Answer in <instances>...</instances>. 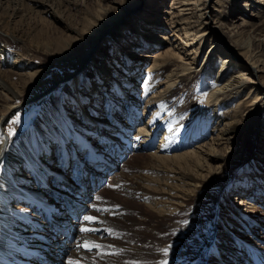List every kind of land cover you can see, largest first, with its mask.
<instances>
[{
    "label": "bare ground",
    "instance_id": "1",
    "mask_svg": "<svg viewBox=\"0 0 264 264\" xmlns=\"http://www.w3.org/2000/svg\"><path fill=\"white\" fill-rule=\"evenodd\" d=\"M57 1L56 0H0V9L3 6V4L6 3L7 6H5V9L9 8L11 10L9 15L11 16V18H13V17H17L18 13H21L22 11L28 12L26 5L32 3V5H30L31 7L34 4L41 7V12L39 11L40 13L48 12L52 14V17L57 21L59 20L62 21L61 14L59 13L57 14L56 12V8L58 7L56 6L58 3ZM154 1L156 2V0ZM154 1H150L149 3L151 5L150 10L155 8ZM173 2H175L176 4L174 3L171 6V8L175 9V12H171V14L173 18L176 13L177 18L172 21V23L174 24H170V27L172 30L182 31L186 40H192L191 43L192 47L194 46L193 45L194 43L198 42L197 40L200 41L202 38L204 40H207V37L210 35L209 41L212 42V39H214V33L218 32L219 34H223V33L225 34V30H227V32L230 30L229 27L225 28L223 27L224 26L223 24H222L223 26L220 23L218 24L217 21L218 16L214 17L215 20L211 21V17H209L207 13L208 12L207 9L210 7L212 10L216 11L214 6L212 5L210 6L206 4L205 6L206 10L204 9L205 11H203L202 13H197L196 16L198 18L194 20L192 17L193 0H174ZM259 2H262L261 5L264 7V0L263 1L259 0ZM48 3L50 4L48 5ZM135 7L136 6H134L131 9L132 12H134ZM109 8H111V6ZM109 8H104L102 13L103 12H104L103 14L109 13L108 10ZM195 10H199V9L195 8ZM132 12L127 10L125 15L123 13L121 14L120 17L117 16L110 25L116 24L117 21H119L120 19L122 21L125 20L127 16H129ZM216 12L219 13V11ZM149 15L151 14L148 13V15L146 16ZM150 17H152L153 19V16ZM0 18H1L0 19V49L2 53L6 55L5 56L6 58H4L5 62L13 59L14 62L18 63V65L26 66L25 67L26 70L32 73L28 77L30 78L34 76H37V78L40 77L45 71L44 70H39L36 72L30 71L28 67L31 66L32 68H37L38 66L34 67V64L29 60V58L25 56V54L19 51L17 47L13 48L10 45V43L13 41L17 43L22 40L23 35L19 34L22 32L21 28H19L20 30H18V27H12V28L8 27V22H6V20L4 21V19L6 18L5 15H2V17ZM152 19L149 20V18L147 17L142 18L140 19V23L139 22L138 23L140 25H142L143 23L144 27L150 26L153 28L155 26L159 28L160 26H158L157 24L156 25L151 24ZM21 20H23V18L22 19L20 18L19 22ZM103 20L104 19H102V21ZM136 23L137 22L134 21V23L132 24L135 33L137 32L136 30L137 28L141 29L140 28L141 26L138 27L135 26L137 25ZM197 26H199V28L196 29L195 33L202 32V34L199 35V39H196L197 36L194 33L189 32L190 29L192 30L193 27H197ZM104 29L101 31H97V37L98 36L101 37L105 34V33L103 34ZM117 36L118 37L121 36V33L120 35ZM170 36L174 37V34L171 32ZM146 38L147 37L145 36L140 37V41L144 42V44L141 45L142 47H145L148 44V42H146ZM168 38L169 37L158 35V37L153 38V41L155 42L151 44L160 45L159 43L162 44L164 43V41L168 42ZM98 39H96L93 42L92 46L86 50V53L80 59L81 64L79 63V66L74 72L71 71L72 74L70 75V77L68 79H61L62 82L65 83L64 84L65 86L63 87V91L60 93H54V90L51 89V91L47 92L46 94H43L47 96L43 100V104H42L43 110L40 112L39 117L36 119V122L32 125V129L23 135L13 137L11 141L6 140L5 138L3 140L1 139V143H0V264H59L61 261L59 257L60 253L63 252L64 248L69 247V245L66 242L62 241L65 240L66 238V237L64 238L63 236L64 232L66 231H69L71 233L68 239H66L69 243H72L76 240L75 248H74L75 251L74 252L72 251L70 253L69 258L67 259V264H70L69 261L79 262V261H83L85 258L91 257V255L88 256L89 254L86 255L87 249L83 247H78V245L83 243V241L85 240L94 241L95 243H98L102 246L100 249H96L100 256L104 251H107L109 249L121 250V248H123V246L122 245L120 246V244L118 243L112 241L110 242L107 239L100 238L102 237L101 236L102 234L104 233L111 234L113 231L116 230L115 228H112V226L109 224V222L106 219L107 216L111 215L112 213L109 214V212L101 211L99 215L105 214V216L104 217L97 216L99 222L89 223L84 220V216L88 215L87 210L91 209V207L88 208L84 206L83 208L85 209V214L81 215L78 220V222L80 223L78 226L79 230H77L78 234L76 235V239L74 238L75 226L73 227L72 225V221L76 219L81 213L80 210V208H82L80 207L81 202L82 201L88 202L90 200L89 198L90 194L93 193V195H95V193H97V191L99 190L100 191L98 194H101L104 191V189H106L107 184L110 180L106 182L105 188L104 186H101V179L104 178L105 180H107V176H105L103 171L116 172V169L120 163H122V167L124 168L123 162L124 160H126L125 159L126 154L128 156V154L132 153L133 143L129 141L130 137L129 135H127V133H126V138L121 139L124 141V142L122 141V143L126 145V146L123 145L125 147L124 149H120L118 147V144L114 143L115 139L113 137H110L112 135H115L116 133L115 132L116 129H114V127L116 125H120L119 128H121L123 124V122H121L120 115H122L124 118L127 119L129 117L132 118L131 120L132 124L128 121L130 123L128 127L123 126L124 127L123 130L125 132L128 131L133 132L135 130L132 128L133 125H136L135 128H139L137 134L140 136L142 135L144 138H142V141H140L139 139H137L138 136L136 137L134 136V142L136 143V145H134L135 143L133 144L134 146H137L139 148L140 146L144 145L145 143L144 139H145L146 148L153 149L154 142L156 140L155 135L160 131L162 132L166 131V134L163 135V138L158 142L159 147L156 148V151L153 150L151 152V150H149L151 153H149L148 155L150 156V158H152L154 163H158V162L162 163L165 161L169 163L171 162L172 167L176 170L174 171L172 170L169 172V173H174L173 177H171L169 173L166 174L165 176L161 174L160 178L162 180L160 181L159 180L160 178L156 179L158 183L157 186L154 179L149 180V178L145 176V174H142L141 171H139V173L136 174L133 173V175L131 174L130 176L124 174L125 173L124 171H120L118 172V174L115 173L116 176L114 175L113 179L110 177L113 175V173H111L109 177L112 179L111 183H113V188L119 193L121 192L123 194L125 193V195L127 196L139 197L141 199L146 198L148 200L147 201L148 206L158 211L159 215H164V214L171 215L177 211H183L192 198L191 193H189V195L186 194L189 189L186 188L188 185V181L184 182L185 179L186 180L188 179L190 181H192V179L193 180L195 179V177L192 176L191 172L197 171L198 169L202 170L203 164L206 167H208L209 165H207V163L216 164L219 163V161H224L223 160L224 157L221 156V152H218L215 148L208 149L205 151V149H203L201 146L200 147L195 146L194 149H189L180 153H174L168 155V153L171 152V150H173L177 145L178 143L177 141L181 140L178 139L175 142L176 137H178L179 135L182 136L183 142L178 143V146L184 148L188 143L191 144L193 142V138L195 137L194 135L192 136V134L197 130H199L200 132L201 130L206 132L208 131V128L213 129V131L217 133V136L215 137L216 141H213L214 145H216L217 143H219V145H221V143L222 144L226 143V147L224 148V150L227 149L226 152L230 153L233 151L232 140L235 139V135H236L235 133L238 130L237 126L239 124V121H242L241 119L244 118L243 116L246 115L250 110H252L255 107H259L258 104L259 101H262V98H264L263 95L262 97L258 93L259 90L261 91L260 93H264V81L262 79L264 77V70L259 68V66L255 65L252 61H250V56L249 54H247L246 51H243L241 49H235V47L233 46L231 47L232 44L230 45V48L228 47L225 48H228V50L230 51L232 49L233 52L231 54L230 53L227 55L225 54L224 56L225 58L222 59V57L219 55H223L224 50L217 43L223 42V40L221 37H218L216 38L217 43L214 46L216 52L214 53L215 55H213L214 59L216 58V61L212 62L214 68L215 65L218 64V66L216 67V71L214 70L215 75L213 74L214 72L210 70V68H208L209 71L207 75V77L209 76L210 79H214V81L216 82V84L211 86L208 90V95L210 97V101L208 102V104L210 103L209 106L212 108L211 111L213 117L209 116L207 120L204 119V121H199V124L197 123L196 120L195 124H197V126L194 125L195 127L190 128L187 131L184 130V132H182L183 126L186 125L187 120L186 119L178 120L177 118L180 114H183L185 109H187L186 108L187 104L184 103L185 100L184 102H179L181 97L183 96L181 87L184 86V84L191 82V80H193L194 78V75L197 73V71L195 70L196 63H194V60H188V61L185 60L180 65L173 64L176 67L180 66L179 69L178 70L175 68L172 69L171 72L166 74V76L164 77L165 80L162 81L160 77L162 76V74H164L165 68L169 66V63L167 61H163V57H168L169 59L170 56L174 54L173 52L166 49V51L162 50L157 55H149V56L143 55L139 57L140 59L135 61H132L131 58L126 57V60L122 61L119 58L117 59L118 56L120 57L123 56L122 54H124L123 51L118 50L117 48V47L123 48V46L120 45L121 40H119L120 42L118 40H114L113 52L111 51L102 52L103 49L99 52V49L96 46V42ZM157 40H160V42H157ZM175 40L176 41L178 40L179 45L184 44V46H187L189 44L183 42L180 38H178V36H175ZM170 42L171 41H169V44ZM223 44L225 46V42H223ZM134 45L135 47H139V45L136 43ZM74 46L76 47L72 51H75L77 47H80L82 45H80V43L78 42L77 43L75 42ZM211 53H213L212 50ZM190 54L191 52H187L186 56L187 55L189 56ZM150 56H152L153 60L147 67L148 73L141 77L142 80L144 79L143 93L139 95V98H136L135 97L136 95L130 96V94L136 93L132 85L133 82L137 81L139 75L133 72L131 73L132 74L131 75L132 79H131V77L130 78L127 77V74L129 73V70L131 68L133 69H131L130 72L137 69L138 71H140L142 67V66L140 67V63L147 62V60H143V58H147ZM187 58L190 59L189 57ZM100 60L103 61L101 62ZM111 61L114 62L113 67H117L118 65V68H114L113 70H111L110 69L111 67H109L110 66L109 62ZM136 64L137 66H135ZM122 65L128 66L124 68L128 71V73L126 74H125L126 71H124V75L123 73H120ZM245 66H249L250 69L255 71V73L252 72L250 73L251 70L250 69L248 70ZM237 67L239 69H237ZM107 71H109L110 73L112 71V75L110 78L104 76L108 74ZM81 72H86L87 76L81 77L79 75ZM249 74L254 78H252V80L246 81L247 80L246 75ZM12 75H13L12 73L3 69V63L0 62V107H3L5 109L4 112L0 114V118L2 120L5 117L6 114L5 112L9 113L10 111L14 110L15 107L18 106L17 100L19 98V92L14 90L10 84V83L13 84L15 81V79L12 78L13 77ZM102 76L104 77L102 78ZM91 78L96 81L95 82H93L94 80L91 81ZM134 78H136V80ZM26 83H27V78L21 84L26 85ZM244 83L246 84L244 85ZM109 87H113L114 88L113 90H115L113 93L115 94L113 96V102H109V103L110 104L112 103L111 107H113V105L116 106L115 107L116 110L110 113L109 120L101 121L99 117H102L103 115L102 104H101L103 100L95 97L96 96L102 97V95L98 93V89L104 90L103 92L105 93L107 92V94L109 95L108 93ZM126 90L131 92L129 94L130 98H135L136 100L138 99L137 100L138 102L142 98V96L144 97L149 94L148 105L149 108L152 110L151 115L154 116L152 117L154 118L153 120L151 118H149L148 120H144L143 122L144 124L142 126H140L141 121L139 120L138 121L140 122V124L138 125L135 124L137 122V117L134 114V112H137L135 108H138L136 105H134L135 101L132 104V106H130L129 113H127V111H125L123 108H122L123 110H121V106H119L120 104L117 101L116 102L114 101L117 98L116 94H118L119 96L123 97L122 100L127 102L128 99L127 96L125 95ZM245 90L247 91L245 93L247 97L243 99L241 95L244 93ZM89 91L91 93L90 95H92L90 100L87 99L88 96L84 94L87 92L89 93ZM1 95H3L4 97L5 95L8 96L6 102L3 103L2 100L3 96ZM137 101L136 103H138ZM155 101L158 103V108L155 107V105L157 106ZM244 103H246L245 104L246 110L241 109ZM153 105L156 108V111H154ZM165 106H168L169 108L173 107V111L165 119L162 120L159 118L161 117L159 115H161L162 112L165 110L163 109ZM224 107H226L225 109H227L228 113L226 112L224 114L223 111H221L220 113V110H222V108ZM74 108H77L79 112L75 113L72 110ZM107 109L108 108H106V111ZM146 109H148L147 104L144 105L142 115L145 114ZM261 110H264V100L262 101ZM116 111H118V113H116ZM244 111L246 113H244ZM123 117L122 119L124 120ZM223 117L225 120L224 124L220 122V120L223 119ZM215 118L218 119L221 118V119L219 121L216 120L217 121L216 122L214 121ZM208 121H209L208 125L210 127H207L206 123ZM112 122L115 123L116 125L112 124ZM150 123H152L154 126L158 124V127L156 128L152 125L153 128L151 129L152 130L151 133L149 132L150 131L149 127H151ZM221 124L223 125L219 128V125ZM258 133H259L258 141H260V143L262 141L264 145L263 142L264 118H263V123L259 125ZM54 138L59 139L58 150L60 151L61 147L63 149L61 154L62 156L61 160L63 162V165L61 167L63 169L70 168L69 171L70 177H71L70 160L67 161L65 159L66 154L67 156L72 155L71 159H73V157L77 158L78 157L76 155L77 151L83 149L84 147H86L87 153L85 157H83L84 159L82 158L85 161V163H82V161L79 162L80 170L78 171L77 176L75 177L76 181L73 180L75 182V185L71 183V181L65 180L64 175L59 173L49 172V174L52 175V178L54 176L53 182H55L54 191H51V194H49V198L53 200V202L50 201V203L52 204L50 205L47 203L48 198L43 199V194L36 190V186L44 185L43 187H47L51 183V182L48 183V181L46 182L44 181L46 171L47 169H49V167L46 168V166L43 164L42 159L39 156L43 152L44 154L45 153L48 154L49 150L51 149V145L52 142L54 141ZM148 140L149 143L147 142ZM186 140H188V142H186ZM184 142H186V144H184ZM180 147H178V150L181 149ZM123 151H127V152L123 153ZM104 152H107V154L109 155L116 153L117 154L116 160L112 161L111 159L113 157L109 155L106 156ZM262 154H264V152ZM117 160L118 161L120 160L119 163H115ZM260 161L263 163L261 165L264 169V161L262 160ZM164 164L167 163L165 162ZM257 166L258 165L256 166L252 165L249 168L243 167L240 170V176L236 177V179H242L241 184L244 188L243 189L239 188L238 191L240 193L246 194L247 191H245V186L247 185V182L245 180L248 179L249 182L255 183L257 181H260L262 184V188H260L258 191L253 190L254 186H251L252 191H254V194H256V196L259 194H264V170L261 172L259 168L257 169ZM202 172L201 174H203ZM164 178L165 180H163ZM173 178L180 182L183 181L185 187L182 188V185H180L179 183L174 188L169 184H166V182H169V180H174ZM61 179L63 180L64 185L61 188H58L56 185L62 181ZM159 181L161 183L164 181L165 183L161 184L162 186H158L160 185ZM152 183H154L155 185H150ZM195 183H197V181ZM164 187L165 188L169 187V189L165 190ZM118 189L121 191H119ZM60 190L67 191L69 200L71 199V203L72 204L74 203L75 206L74 208L67 203L68 200H65L63 202L60 199L62 198V196L64 198H66L65 196H67L66 195L67 193L60 192ZM227 192H228V188L224 187L223 189H220L218 192H216L215 195V197H217L216 205L218 208L221 209L220 212H222V215L220 214V216L217 215V212L214 213L213 207L210 205V202L206 201L203 203V205L201 206V210L204 211L205 214L203 216L204 218L201 219V221H199L198 223V227H199L198 232L194 234H189L191 222L187 221L186 225L185 226L183 225V227L180 224H174L175 229L176 230L178 229V231H180L181 233L183 232L184 229L189 231L188 232L189 235L184 233V235L182 236L184 240L183 244H179L177 248H173V249L170 248L168 251V252L172 251L171 252L172 255L170 256L175 261L183 257V255L186 256V258L179 261V264H244V263L253 264L254 262L256 264H264V259L260 258V257L264 258V249L261 250L260 253H258L257 252L258 248L255 249V247L252 244V240L249 239L248 236L246 238H242V237L235 238L233 242H231L230 238H228L229 235L224 236L225 233L222 235V233L219 232L220 227L224 229L226 227L223 225L224 224L223 218L227 220L228 217H230L229 222H233L234 219L237 222L238 219V222L235 223V225H233L238 227V223L240 224L239 228H241V230L239 228H234L235 229L234 231L236 230L240 231V232L238 231V234H243L242 230L245 229L249 230L248 231L249 233H253L254 230L253 228H251V225L254 224H256L257 227L260 226L258 228L263 229L264 232V203L259 201L260 199L264 198V195L258 196L257 198L258 201L255 202V204L253 203L251 206L249 205L247 206L246 201L245 200L243 201L241 199L242 197L241 198L239 197L237 198L238 205L236 203V206H234L233 203H231V201L225 198ZM80 193H83L85 196L80 195ZM24 198L26 199V201L29 200V204H30L29 206L33 205V208L30 212H26L27 209L19 210L20 207L13 206L15 202L14 200L24 199ZM254 199L256 200V198ZM105 202L106 200L103 199V204H101L102 207L105 206L104 205ZM57 206L59 208H57ZM243 206H245V208H242ZM40 207L44 208V210L48 213L49 218L47 219L44 218L45 215L42 214V211L39 209ZM60 207L64 209L67 216H70L68 218H64L65 217L64 215L63 219H60L64 221V223H61L57 218V216H60L57 214L60 213H56V212L61 211ZM29 208L31 209V207ZM250 213H254V215L256 216L255 218L258 219H252ZM229 214L231 216H228ZM68 219L70 223L67 221ZM111 222L112 221H110V223ZM54 224H56L57 227H61L63 225V229H56V234L53 233L51 238L49 231L54 230L53 229ZM85 226L89 228L98 229V231L90 232V233L81 232L80 231L81 227H85ZM105 229H110L111 232L105 231ZM72 230L73 232H71ZM203 231H206V233H204ZM97 232H100L101 235H99L98 239H95V237L97 236L96 235ZM180 232L178 233V235H180ZM258 233L259 234L257 238H259L258 240L263 244L264 237L261 235L262 232L259 231ZM157 234H158L157 232L153 231L152 237L157 236ZM190 235L195 236L196 238H192ZM225 238L230 241L228 245V249L231 253V259L223 258V256H220L218 253L219 251H224V248L222 247V242L223 241L225 242L226 240ZM193 239L196 241L197 247L195 246V248H192L191 250L194 252L193 253L194 255H188V254H192V252L190 251V244L193 243ZM200 239L202 241L198 242ZM167 242H173V241L167 240L165 241L164 244H161L156 247L147 242L140 246L136 244L137 246L134 245L133 247H128L126 249L129 252L135 253L141 257H147V260L148 258L150 259L151 256L152 259L162 260L161 258L165 257L162 250L164 248H167V246L169 245ZM53 244L57 246L54 247ZM233 246L234 248H232ZM221 247L223 249H221ZM259 247L264 248L262 245H259ZM240 248L243 249L242 250L243 255L241 254L243 261L242 259L240 260L239 258L235 257L238 254V253L236 254V252L240 251ZM53 249H56V251H53ZM46 255L48 256L53 255V256L48 257ZM42 259L44 260V262L42 261ZM148 264H150V262Z\"/></svg>",
    "mask_w": 264,
    "mask_h": 264
},
{
    "label": "rangeland",
    "instance_id": "2",
    "mask_svg": "<svg viewBox=\"0 0 264 264\" xmlns=\"http://www.w3.org/2000/svg\"><path fill=\"white\" fill-rule=\"evenodd\" d=\"M150 1H154V0H62V1L60 0V1H57L58 3L56 6H58L59 8L58 7L56 8V12L57 14L58 13L61 14L62 21L60 20L57 21L56 19L52 17V14L48 12L40 13L41 7L34 4L32 7H35V8H32L30 6L32 5V3H29L28 5H26L28 12L22 11L21 13H18L17 17L11 18V16L9 15L11 10L9 8L8 9L6 8L7 9L6 10L5 6H7V4L4 3L0 9V17H2V15H5L6 18L4 19V21L6 20V22H8V27L10 28L18 27V30H20L19 28H21L22 32L19 34L23 35L22 36L23 38L21 41L17 43H15L14 41L11 42L10 43L11 47L13 48L17 47L19 51H21L23 54H25L27 58H29V60L34 64V67L38 66L37 68H32L31 66L28 67L30 71L36 72L39 70H44L45 72L38 78L37 76H34L32 78L28 77L32 73L26 70L25 68L26 66L18 65V63L14 62L13 59L5 62L4 58H6L5 57L6 55L2 53L0 49V53H1L0 62L3 63V69L13 74L12 78L15 79V81L13 84L12 83L10 84L14 90L19 92V98L17 100L18 106L15 107V109L10 111L9 113L5 112L6 114L3 120L0 118V143H1V139L3 140L5 138L6 140L11 141L13 137L23 135L32 129V125L36 122V119L39 117L40 112L43 110L42 109L43 100L47 97L43 94H46L47 92L51 91V89L54 90V93H60L63 91V87L65 86L64 85L65 83H63L61 79H68L70 77L72 72H74L79 66V63L81 64L80 59L86 53V50L89 47H91L93 42L98 38L99 39L96 42V46L99 49V52L102 49H103L102 52H106V51L113 52L114 40H118V41L121 40V42L120 41L119 42H120V45L123 46V48H119V47L117 48L118 50L123 51L124 54H122L123 56H120V57L118 56L117 59L119 58L122 61L126 60V57L131 58L132 61H135V60L140 59L139 57L143 55H148V56L157 55L162 50L166 51V49L173 52L174 54L170 56L169 59L168 57H163V61H167L169 63V66L165 68L164 74H162V76L160 77L162 81L165 80L164 77L166 76V74L170 73L172 69L174 68L177 70L179 69L180 66L176 67L174 65L176 64L180 65L185 60L186 61L194 60V63H196L195 70L197 71V73L194 75V78L193 80H191V82L186 83L184 84V86L181 87L183 96L181 97L179 102H184L185 100L184 103L187 104V107H186L187 109H185L183 114H180L177 118L178 120H182V119L187 120L186 125L183 126L182 132H184V130L187 131L188 129L195 127L194 125L197 126V124H195L196 120H197V123L199 124V121H204V119L207 120L209 116L213 117L212 111H211L212 108L209 106L210 103L208 104V102L210 101L208 90L211 86L215 85L216 82L214 81V79H210L209 76L207 77V75L209 71L208 68H210V70L213 71L214 72L213 74L215 75L216 67L218 66L217 64L215 65V68H214L212 64V62L216 61V58L214 59V56H213L215 55L214 53L216 52V49H214V46L217 43L216 38L221 37L223 42H225V46L223 42L217 43L224 50L223 55H219L222 57V59L225 58L224 57L225 54L227 55L233 52L232 49L231 51L228 50V48H230V45L232 44L231 47L233 46L235 47V49H241L243 51H246L247 54H249L250 56V61H252L255 65L259 66V68L264 70V7L261 5L262 2H259V0H213V1L212 0H193L192 17L194 20L198 18L196 16L197 13H202L203 11L206 10L205 9L206 4L210 6L212 5L214 6L216 11H219V13L212 10L209 7L210 9L209 8L207 9L208 10L207 13L209 17H211V21L215 20L214 17L218 16L217 17L218 24L220 23L221 25L222 24L224 25V26L222 25L223 27L230 28L228 32L227 30L224 29L225 34L224 33L219 34L218 32L214 33V39H212V42L209 41L210 35L207 37V40H204L203 38L200 41L197 40L198 42L194 43L193 47L191 46L192 40H186L182 31L172 30L170 27V24H174L172 23V21L177 18L176 13L175 15L173 14L174 15L173 18L171 14V12H175V9L171 8V6L175 3L173 2L174 0H156V2L154 1L155 8H153L152 10H150L151 8V5L149 4ZM49 4L50 3H48V5ZM110 6L111 8H109ZM134 6L136 7L134 9V12H132L131 9ZM194 7L196 9L198 8L199 10H195ZM104 8H109L108 9L109 13L103 14L104 12L102 13V11ZM127 10H129L132 13L131 14L129 13L130 15L127 16L125 20L122 21L120 19L119 21H117L116 24L110 25L117 16L120 17L121 14L123 13L125 15ZM154 11H157V12H154ZM148 13H150L151 15L146 16L148 15ZM150 16H153V19ZM146 17L149 18V20L152 19L151 20L152 22L149 21L151 22L152 25L157 24L160 27L159 28L155 26L153 28L150 26L144 27L143 23L142 25H140L139 24L140 19L146 18ZM20 18L21 19L23 18V20L19 22ZM102 19L104 20L102 21ZM134 21L137 22L136 23L137 25L135 26L137 27L141 26L140 27L141 29L139 28L136 29L137 30L136 33H135L134 28L132 27V24L134 23ZM197 28H199V26L193 27L192 30L190 29L189 32L194 33L197 36L196 39H199V35H201L202 32L195 33ZM103 29H104L103 34L104 33L105 34L101 37L99 36L97 37V31H101ZM171 32L174 34V37L170 36ZM120 33H121V36L118 37L117 35H120ZM158 35L169 37L168 42L164 41V43L162 44L159 43L160 45L151 44L155 42L153 41V38L158 37ZM141 36L147 37L146 42H148V44L145 47L141 46L144 44L143 41H140ZM175 36H178V38H180L183 42H186L187 44L188 43L189 44L187 46H184V44L179 45L178 40L177 41L175 40ZM169 41H171L170 44H169ZM54 42L56 43V45ZM75 42L80 43V45L82 46L77 47L75 51H72L76 47L74 46ZM157 42H160V40H157ZM135 43L138 44L140 48L135 47L134 45ZM225 47H228V48H225ZM211 50L213 51V53H211ZM187 52H191V54L189 56L188 55L186 56ZM187 57H189L190 59H188ZM143 60H147V62L140 63V67L142 66L140 71H138L137 69V70H133L132 72H130V70L133 69L130 66L131 69L130 68H129L130 70L128 69L129 70V73H128V71L124 69L125 67H128V66L127 65L121 66L120 73H123L124 75V71H126L125 74L128 73L127 77L129 78L131 77L132 79L131 73L135 72L139 75L140 79L138 77L137 81L133 82L132 86L135 89V92H136L135 94H130L131 92L127 90L125 92L126 93L125 95L127 96V99H128L127 102L129 103L122 100L123 97L119 96L118 94H116L117 98L114 101V102L117 101L120 104L119 106H121V110L124 109L125 111H127V113L130 112L129 108L130 106H132V104L135 101L134 105L138 107V108H135L137 112H134V114L137 117V122L135 124L138 125L140 124L139 121H141L140 126L144 124L143 123L144 120H148L149 118H151L152 120L154 119L152 118L154 116L151 115L152 110L149 108V105H148L149 104L148 103L149 94L144 97L142 96L139 102L137 101L138 99L136 100L135 98H130V96L132 95L133 96L136 95L135 97L139 98V95L143 93V90H144L143 80L144 79L142 80L141 77L148 73L147 67L151 63L153 58L152 56H150L147 58H143ZM100 61L102 62L103 60H100ZM109 65H110L109 67H111L110 68L111 70H113L114 68H118V65L117 67H113L114 62L112 61L109 62ZM135 66H137V64ZM245 67L248 70L250 69L249 66H245ZM237 69L239 68L237 67ZM250 70H251L250 73L251 72L255 73V71H253L252 69ZM107 73L108 74L104 76L110 78L112 75V71L111 73L107 71ZM79 75L81 77H85L87 76V73L81 72ZM104 76H102V78ZM26 78H27L26 85L21 84L24 80H26ZM246 78H247L246 81H248V80H252V78L254 77H252L249 74V75H246ZM134 79L136 80V78ZM262 79L264 81V77ZM93 80L94 79L91 78V81ZM95 81L96 80H94L93 82ZM112 84H115V83H112ZM245 84L246 83H244V85ZM108 89L107 90H108L109 95L107 94V92L106 93L103 92L104 90L98 89V93L102 95V97L100 96L95 97V98H100L103 100L102 103L100 101V103L102 104V112L104 115V116L102 115V117H99L101 121L109 120L110 113L116 110L115 109L116 106L113 105V107H111L112 103L111 104L109 103V102H113V96L115 95L113 93L115 90H113L114 89L113 87H109ZM246 92L247 91L245 90L244 93L241 95L243 99L247 97V95H245ZM260 92L261 91L259 90L258 91L259 95L264 96V93H260ZM84 94L88 96L87 99L89 100L91 99L92 95H90L91 94L90 91L89 93L87 92ZM7 98L8 96L6 95L5 97L4 96L2 97L3 103L7 101L6 100ZM263 100L264 98H262V101ZM136 101L139 104L136 103ZM262 101H259L258 103L259 107H255L252 110H250L246 115L243 116L244 118L241 119L242 121H239V124L237 126L238 130L235 133L236 134L235 139L232 140L233 151L230 153L226 152L227 149L224 150V148L226 147V143L224 144L221 143V145L217 143L216 145H214L213 141H216L215 137L217 136V133H215L213 129L208 128V131L205 130L206 132H204L203 130H201V132L197 130L196 132L192 134V136L194 135L195 137L193 138V142L191 144L188 143L186 147L184 148L178 146V143L183 142L182 136L179 135L178 137H176L175 142L178 139H181V140L177 141L178 142L177 145L175 146L173 150H171V152L168 153V155L169 154L171 155L174 153H180V152H183L189 149H194L195 146H199V147L201 146L203 149H205V151L208 149L215 148L218 152H221V156L224 157L223 159L224 161H219V163H216V164L207 163V165H209L208 167H206L203 164V169H202L203 172L200 169H198L197 171L191 172L192 176L195 177V179L193 180L191 178L192 181L185 179L184 182L188 181V185L186 188H189V189L186 194L189 195V193H191L192 198L183 211H177L171 215H167V214L159 215L158 211L148 206V202H147L148 200L146 198L141 199L139 197L127 196L125 195V193L123 194L122 192L119 193L113 188V183H111L115 173L118 174V172L124 171L125 172L124 174L130 176L131 174L133 175V173L136 174V173H139V171H141V173L145 174V176H147L149 180L154 179L156 182V186H157L158 183L156 179L160 178L161 174L165 176L170 171L176 170L172 167L171 162L169 163L165 161L167 164H164L165 162L154 163L152 158H150V156L148 155L153 150L156 151V148L159 147L158 142L163 138V135L166 134V131H163V132L160 131L155 135L156 140L154 142L153 149L146 148L145 139H144V142H145L144 145L140 146L139 148L137 146H134L136 145V143L134 142V136L140 137L139 139L140 141H142V138H144L142 135L140 136L137 134L139 128H135L136 125H133L132 128L135 129L134 130L135 132L134 131L125 132L123 130L124 127H128L130 123L132 124L131 117L127 119V118H124L122 115H120L121 122H123L121 128H119L120 125H116L115 123L112 122V124L116 125L115 126L116 128L114 127V129H116L115 131L116 133L115 135H112L110 137H113L115 139L114 143H117L120 149H124L125 147L123 145L125 144L122 143L123 140L121 139L126 138V133H127V135H129L130 137L129 141L132 142L133 144L135 143L134 145L132 144V148H133L132 153H130L131 155L128 154V156L126 154V158H125L126 160H124L123 162L124 168L122 167V163H120L116 169V172H112L113 175L110 176L112 179L109 177V175H107V180H105V183L109 180L110 181L108 182L107 187L104 186L105 184H103L104 188L106 187V189L103 188L104 191L101 194H98L100 190L97 191V193H95L94 191L95 195H93V193L90 194L89 196L90 200L88 202L82 201L80 207L82 208L84 206L88 208L91 207V209H89L91 212L87 210V214H88L87 216L95 215V217L105 216V214L99 215L101 211H97L96 208L108 209L106 212H109V214L110 213L112 214L108 215L106 219L109 222V224L112 226V228H115L116 230L113 231L111 234L104 233L102 235L100 232H97L96 233L97 236L95 237V239H98L99 235H101L102 237L100 238L107 239L110 242L112 241V242L118 243L120 244V246L122 245L123 248H121V250L109 249L107 251H104L101 256L98 254V251L95 248H93L91 251L87 250L86 255L89 254L88 256L91 255V257L85 258L83 261H79V264H148L149 262L150 264H161L160 262L165 259L168 261V264H179V261L186 258L185 255H183V257L175 261L170 256L172 255L171 253L172 251H170L168 252L167 256H165L164 258H161L162 260L152 259V256L150 259L148 258L147 260V257H141L135 253L129 252L126 248L133 247L134 245L137 246L136 244L140 246L147 242L156 247L161 244H164L165 241L167 240L173 241V242H167L169 244L167 246L168 249L177 248L179 244H183L184 240L182 236L184 235V233L189 235V234H194L198 232L199 230L198 223L199 221H201V219L204 218L203 216L205 214V212L201 210V206L203 205L204 202L206 201L210 202V205L213 207L214 213L217 212V215L219 216L220 214L222 215V212H220L221 209L218 208L216 205L217 197H215V195H216V192H218L220 189H223L224 187L228 188V192L225 195V198L231 201V203H233L234 206H236L237 198L239 197L240 198L242 197L241 199L243 201L244 200L246 201L247 206L248 205L251 206L253 203L255 204V202L258 201L257 199L258 196L264 195V194H259L256 196V194H254V191H252L251 186H254L253 190L258 191L260 188H262L261 182L257 181L255 183H252V182H249L248 179H246L245 181L247 182V185L245 186V191L247 192L246 194H242L238 191L239 188H242V189L244 188L241 184L242 179H236V177L240 176V170L243 167L249 168L252 165H255V166L258 165L257 169L259 168L261 172L264 170L261 165L263 163L260 161V160L264 161V154H262L264 152L263 150L264 145L262 141L261 143L260 141H258L259 125L263 123V118H264V110H261ZM260 102H261V105H260ZM145 104H147L148 109H146L145 114L142 115ZM156 104L157 106L155 105V107L158 108V103L156 102ZM245 104L246 103L243 104V107L241 108L242 110H246ZM155 107H154V111H156ZM165 107L163 108L165 110L162 112L161 115H159L161 116L159 118L162 120L165 119L173 111V107L171 108H169L168 106H165ZM106 108H108L107 111H106ZM225 108L226 107L222 108V110H220V113L221 111H223V113L225 114L227 112V109ZM4 110L5 109L3 107H0V114H2ZM72 110L75 113L79 112L77 108H74ZM116 113H118V111H116ZM178 113H181V112H178ZM244 113L246 112L244 111ZM122 117L124 118V120L122 119ZM220 119L221 118L219 119L215 118L214 121L216 120L219 121ZM224 121L225 120L223 117V119H221L220 122L224 124ZM208 123L209 121L206 123L207 127H210ZM223 124L219 125V128ZM152 125L153 124L150 123V126H151L149 127L150 133L152 132L151 130L153 128ZM154 127L155 128L158 127V124H156ZM147 137H148V134H147ZM58 140L59 139H55V138H54V141L52 140L53 142H52L51 149L49 150L48 154L46 153L44 154L43 152L39 156L42 159L43 164L46 166V168L49 167V169H47L46 171L44 181L45 182L48 181V183L50 182L51 183L47 187H43L44 185H37L36 190L43 194V199L48 198L47 203L50 205H52L50 201L53 202V200L49 198V194H51V191H54V185L52 181L53 180L52 175H50L49 172L62 174L65 176V180H69L71 181V183L75 185V182L71 179L69 175L70 168L63 169L62 167H58V165L62 163V160L58 158V155H57ZM188 140H186V142H188ZM147 142L149 143V140ZM186 142H184V144H186ZM178 147H180L181 149L178 150ZM84 148L86 150V147ZM81 150H78L76 155L78 156L80 160H83L82 158L86 155V152L85 150H82V151ZM149 150H151V152ZM124 152H127V151H123V153ZM104 154H106V156L109 155L107 154V152H104ZM111 157H113L111 160L114 161L116 160L117 154L113 153ZM71 158H72V155L67 156L66 154L65 159L67 161L72 160ZM115 163H119V161L117 160ZM68 165H69V162H68ZM78 170L79 168H77L76 162L71 161V171H72L71 175L78 172ZM201 172L203 174H201ZM169 174L171 175V177L174 176V173H169ZM159 180L161 181L162 179L160 178ZM163 180H165V178ZM196 181L197 183H195ZM184 182L183 181L180 182L174 179V180H169V182H166V184H169L170 186L174 188L179 183L180 185H182V188H184L185 187ZM163 183L165 182L164 181L162 183L160 182L159 183L160 185L158 186H162L161 184ZM63 185L64 183L62 180L56 186L58 188H61ZM150 185H155V184L152 183ZM166 189H169V187L165 188V190ZM60 192L67 193V191H62V190H60ZM66 195H67L65 196L66 198H64L63 196L62 198H60L58 195L57 196L63 202L65 200H68L67 203L71 207L74 208L75 207L74 203L72 204L71 199L69 200L68 193ZM80 195L83 196L84 194L80 193ZM97 197H100L102 199L98 200ZM254 198H256V200ZM103 199H105L106 202L104 203L105 206L102 207L101 204H103ZM14 201L15 202L13 206L20 207L19 210L27 209L26 212H30L33 208V205L29 206L30 205L29 200L26 201L25 198L17 199ZM259 201L264 203V198L260 199ZM245 206H243L242 208H245ZM29 207H31V209ZM57 208L59 207L57 206ZM60 208H61V211L56 212V213H60V214H57V215H60V216H57V218L59 219L61 223H64V221L60 220V219H63V217L61 216L65 215L64 218H68V216L65 213L64 209H62V207ZM250 215L252 219H258V218H255L256 216L254 215V213H250ZM228 216H231V215L229 214ZM229 219L230 217H228L227 220L223 218V221H224L223 225L226 227L225 229L222 227L219 228V232L222 233V235L224 233H225L224 236L229 235L228 238H230L231 242H233L235 238H239V237L246 238L248 236V238L252 240V244L255 247V249L258 248L257 250L258 253H260V251L264 249V248H260L261 246L259 247V245H262L264 247V241L262 244V242L258 240L259 238H257L259 231L262 232L261 235L264 237L263 229L258 228L260 226L257 227L256 224L251 225V228H253L254 230L253 233H249L248 232L249 230L245 229V230H242L243 234H238L239 230L234 231L235 230L234 228H239L240 224L238 223V227L233 226L235 225V223L238 222V219H237V222L235 221L234 218H233L234 219L233 222H229L230 221ZM67 221L69 222V219ZM110 221L112 222L110 223ZM187 221L191 222L189 234H188L189 232L188 230L184 229L183 232L181 233L180 231H178V229L177 230L175 229L174 224H180L183 227V225L184 226L186 225ZM79 223L80 222H78L75 225V230H74L75 239H76V235L78 234L77 230H79V227H78ZM239 229L241 230V228ZM153 231L158 233L157 236L152 237ZM71 232H73V230ZM179 232H180V235H178ZM203 232L206 233V231H203ZM49 233L52 238L53 233L56 234V230H50ZM149 233L151 236L149 235ZM61 236H58V237H61ZM190 236L192 238H196L195 236H192V235ZM62 241L66 242L69 245V247L64 248L63 252H61L60 250L61 253L59 257L61 261L59 264H67V259L69 258L70 253L72 251L73 252L75 251L74 248H75L76 240L72 243H69L66 239ZM201 241L202 240L200 239L198 242H201ZM229 242L230 241L227 239L225 240V242L223 241L222 247L224 248V251L218 252L220 256H223V258H227V259H231V253L228 249ZM53 245L54 247L57 246L55 244ZM195 246H196V241L193 239V243L190 244V251L192 250V248H195ZM222 247L221 249H223ZM232 248H234V246ZM242 250L243 249L240 248V251H237L236 254L237 253L238 254L235 256L236 258H239L240 260L242 259L241 254L243 255ZM53 251H56V249H53ZM191 252L192 254H188V255H194L193 254L194 252L193 251ZM52 256L53 255L48 256V257H52ZM101 257H103L104 259ZM260 258L264 259L262 257ZM42 261L44 262L43 259ZM253 264H256V263L254 262Z\"/></svg>",
    "mask_w": 264,
    "mask_h": 264
},
{
    "label": "snow or ice",
    "instance_id": "3",
    "mask_svg": "<svg viewBox=\"0 0 264 264\" xmlns=\"http://www.w3.org/2000/svg\"><path fill=\"white\" fill-rule=\"evenodd\" d=\"M137 139H140V137H137ZM97 199L100 200L102 198L97 197ZM116 207H118V206H116ZM96 210L97 211H107L108 209L96 208ZM84 220L89 222V223L99 222L97 217L90 216V215L89 216H85ZM80 231L84 232V233H90V232L98 231V229L89 228V227L85 226V227H81ZM105 231L111 232L110 229H105ZM78 247H83V248L87 249L88 251H91L93 248L100 249L102 246L100 244H98V243H95L94 241L85 240V241H83V243L79 244ZM162 251H163L164 255L167 256L169 249L168 248H164ZM70 264H79V262L78 261H73V262H70ZM161 264H168V261L165 259V260L161 261Z\"/></svg>",
    "mask_w": 264,
    "mask_h": 264
}]
</instances>
